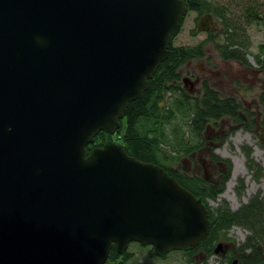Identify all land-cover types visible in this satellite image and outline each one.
I'll use <instances>...</instances> for the list:
<instances>
[{
    "label": "water",
    "instance_id": "1",
    "mask_svg": "<svg viewBox=\"0 0 264 264\" xmlns=\"http://www.w3.org/2000/svg\"><path fill=\"white\" fill-rule=\"evenodd\" d=\"M187 13L185 0H0V264H106L133 242L163 257L205 238L206 205L163 167L114 140L89 150L144 96ZM198 29L219 30L211 14Z\"/></svg>",
    "mask_w": 264,
    "mask_h": 264
},
{
    "label": "rangeland",
    "instance_id": "2",
    "mask_svg": "<svg viewBox=\"0 0 264 264\" xmlns=\"http://www.w3.org/2000/svg\"><path fill=\"white\" fill-rule=\"evenodd\" d=\"M210 1L217 4L228 0ZM233 1L242 2V0ZM262 4H264V0L257 2L258 10L263 12L259 14L261 19L244 23L240 29L229 30L231 39L238 38V45L228 43L229 35L225 32L226 29L221 23V18L217 16L214 17L216 24L218 27H223V30L217 32L199 31L197 27L200 17L206 13H199L196 10L187 13L179 28L180 31L172 42L175 48L201 49L203 55L192 57L190 65L186 60L180 63L176 69L177 78L169 85L170 88L164 94V99L168 101L169 111L172 112L173 117L160 127L165 135L160 144L161 160L164 164L180 173H185L188 177H197L204 182L212 183L217 189H223L217 197L207 198V203L213 210L228 205L236 211L255 198L264 199V104L262 102V97H264V6ZM249 6L250 4H246L245 8ZM227 45H229V49L242 52L238 59L245 63L247 70L243 66L236 67L235 63L231 65L227 69L226 77L229 79L231 76L232 84L221 83L222 87L216 92L222 99H229L228 97H233L235 94L236 98L233 99L235 102H243V99L255 101L258 108L253 107L251 111H242L245 114L249 113V121L246 123H244L243 115H240V112L237 115L223 114L217 118L205 116L202 118L203 128L197 130L194 127L196 107H203V97L199 93L200 85L196 90L191 91L183 84L182 79L193 74L198 75L200 65L203 63L218 68L219 66L214 64L218 63L219 59L227 60L229 58L221 51V47ZM213 80L218 82L217 78H213ZM240 109L243 110L244 107L240 106ZM204 112L210 113L209 110H204ZM260 114L262 115L261 120H259ZM122 122L123 127L121 123L120 131L118 130L111 138L109 136L102 138V140L105 139V142L101 138L95 139L94 143L90 144L92 147L89 150L92 151L96 147L103 146L109 140L121 144L126 128V117ZM141 123L143 126L152 124L147 120H142ZM258 125L261 127L258 128ZM208 127L215 135L211 141L216 144L208 142L207 136L212 135L208 134ZM177 136L183 138V142L191 147L190 152L175 151L174 145ZM247 150L251 151L250 156H248ZM239 160L240 172L231 183L230 180L234 176ZM204 161L208 166L206 170L203 165ZM251 236L253 235L250 229L240 225L232 226L213 245V248H216L222 241L229 242L231 246L227 255L222 256L213 252L206 261V254L199 250L191 254H187L184 250H171L166 256L159 257L152 252V246H143L133 242L128 248L132 256L124 264H233L235 258L241 257L240 246ZM261 245L260 243L257 247ZM261 247L264 251V246ZM249 252L250 250H247L245 253ZM106 264L114 263L109 261Z\"/></svg>",
    "mask_w": 264,
    "mask_h": 264
},
{
    "label": "trees",
    "instance_id": "3",
    "mask_svg": "<svg viewBox=\"0 0 264 264\" xmlns=\"http://www.w3.org/2000/svg\"><path fill=\"white\" fill-rule=\"evenodd\" d=\"M185 1L188 7V12L196 10L199 13L204 12L206 14H211L214 17L217 16L221 18V23L226 29L225 32L229 35V44H239L237 43V41H239L238 38L231 39L229 30L240 29L244 23L254 22L255 20L258 21V19H261L259 14L263 13L257 8V2L262 0H242L241 3L228 0L224 3L217 4L210 0ZM246 4H250V6L245 8ZM258 6L260 7L259 4ZM262 6H264V4H262ZM179 28L173 31L170 43V54L158 68L153 78L149 81V86L144 93V96L141 99L131 102L126 110V128L121 144L130 155L135 156L137 159L163 167L183 187L191 191L197 198L202 199L203 203L206 205L210 220L209 231L197 246L183 249L187 254H191L197 250L202 251L206 254V261L207 258L215 252L213 245L220 239L221 235L225 231H228L232 226L240 225L250 229L253 236L248 237L246 242L240 246L239 254L241 257L235 259H238V264H262L264 263V251L261 247L264 246V199L255 198V200L236 211L232 210L228 205L213 210L208 205L207 198L217 197L223 189H217L212 183L204 182V180L197 177H188L185 173H180L174 170L172 167L164 164L161 160L162 151L160 144L162 140H164L165 135L160 127L173 117L172 112L169 111L170 107L168 101H165L164 99V94L170 88L169 85L177 78L176 69L180 63H183L185 60L187 61V59L192 57L203 55L201 49L198 48H175L173 46L172 42L180 31ZM228 47L229 45L221 47L223 54L229 58L241 57L242 52L237 50L236 53L232 54L231 49ZM203 100V107H196L194 127L197 130L203 128L204 121H202V118L205 116L217 118L218 116L227 113L238 114V112H235L236 110L232 108L234 107V100L221 99L217 92L210 90L209 88H205ZM204 110H209L210 113H205ZM142 120H147L152 124H145L143 126V123H141ZM105 136L112 137L105 132H100L95 139L101 138L102 140ZM182 139L183 138L179 137L175 139V151L190 152L191 147L183 142ZM102 141L105 142V139ZM91 147L92 145H89V149H91ZM247 154L250 156L251 151L247 150ZM227 178L226 180H228ZM260 243L262 245L257 247ZM247 250H250L248 254L245 253ZM200 254L202 253L200 252ZM131 256L132 255L128 250L123 255H120L114 246L109 253L107 262L110 261L114 264H124L131 258Z\"/></svg>",
    "mask_w": 264,
    "mask_h": 264
},
{
    "label": "flooded vegetation",
    "instance_id": "4",
    "mask_svg": "<svg viewBox=\"0 0 264 264\" xmlns=\"http://www.w3.org/2000/svg\"><path fill=\"white\" fill-rule=\"evenodd\" d=\"M205 15H207V14H205ZM204 16L200 17V20ZM213 22L216 24V21H215L214 16H213ZM218 28H219L220 31L223 30V27H218ZM202 32H212V31H202ZM213 32H217V31H213ZM231 51H232V54L236 53V49H231ZM192 59L193 58H190L186 62L190 65ZM234 59L235 58H228L227 60H221V59H219L220 61L218 63L214 64V65L219 66L218 68L213 67V66H210L207 63L206 64L203 63V65L202 64L200 65L199 74L198 75H194L193 74V75L184 77L182 79L183 84L188 89H190L191 91L196 90L198 88V86L200 85V87H199V93H201V95H202V97L204 99L205 88L206 87H208L210 90H213V91L216 92L219 88L222 87L221 83H223L225 85L232 84L231 83V76H229V79H227V77H226L227 76V71H228L227 69L231 65H234V63H235L236 64V67L239 68V66H243L244 69L247 70V66L244 65L245 63L239 61L238 58H236L235 60ZM213 78H217L218 79V82H214ZM239 89H241V87H239ZM238 95H240L239 94V91H238ZM228 98L231 99V100H233V99L236 98V96H235V94H233V97H228ZM262 102L264 104V97H262ZM233 106L234 107H232V108H234L236 111H238V113L240 112V115L241 114L243 115L242 117L244 119L243 120L244 123H246L247 121H249V117H248L249 113L248 114L247 113L245 114V112H242V111H251V110H253V107L258 108V105L256 104L255 101L254 102L253 101H247L246 99H243V102H237L236 101ZM240 106L244 107V109L241 110L240 109ZM261 116L262 115L260 114V119L259 120H261ZM260 127H261V125H258V128H260ZM207 132H208V134L209 133L212 134V135H208L207 136L208 142L210 144H216L214 141H211V140L214 139L215 135H213V133H212L213 131L210 129V127H208V131ZM203 165H204V168L206 170L208 166H207V164H206L205 161L203 162ZM222 242H224V246H223V250L221 251V255L222 256H226L227 255V252H228V250H229V248H230L231 245H230L229 242H225V241H222Z\"/></svg>",
    "mask_w": 264,
    "mask_h": 264
},
{
    "label": "bare ground",
    "instance_id": "5",
    "mask_svg": "<svg viewBox=\"0 0 264 264\" xmlns=\"http://www.w3.org/2000/svg\"><path fill=\"white\" fill-rule=\"evenodd\" d=\"M257 150V149H256ZM239 162H240V160L238 161V166H237V169H236V171L234 172V176L232 177V180H230V182L231 183H233V181L236 179V176L239 174V172H240V165H239ZM231 185V184H230Z\"/></svg>",
    "mask_w": 264,
    "mask_h": 264
}]
</instances>
